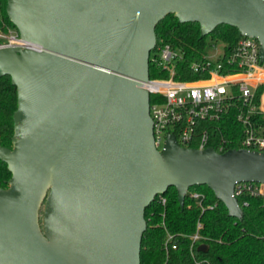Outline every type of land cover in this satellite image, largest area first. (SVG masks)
I'll return each instance as SVG.
<instances>
[{"label":"water","instance_id":"water-1","mask_svg":"<svg viewBox=\"0 0 264 264\" xmlns=\"http://www.w3.org/2000/svg\"><path fill=\"white\" fill-rule=\"evenodd\" d=\"M30 47L0 44V76L16 87L11 172L0 187V264H140L145 212L173 186L207 185L239 216L238 182L264 184V151L154 145L149 54L173 13L256 37L264 60V0H7ZM44 199L42 228L39 208ZM201 249L206 245L201 244Z\"/></svg>","mask_w":264,"mask_h":264},{"label":"trees","instance_id":"trees-1","mask_svg":"<svg viewBox=\"0 0 264 264\" xmlns=\"http://www.w3.org/2000/svg\"><path fill=\"white\" fill-rule=\"evenodd\" d=\"M7 0H0V32L12 31L18 35L16 25L7 13ZM157 44H169L183 52V59L175 65L176 77L194 79L199 77L189 71V63L207 54L208 40L218 43L228 54L241 37L238 29L229 24H219L207 35H201L198 22H179L173 13H167L156 25ZM184 71V72H182ZM183 73V74H182ZM150 77H167L166 70H157L149 65ZM264 90L256 89L255 102ZM155 95L149 96L152 104ZM17 107L16 87L9 75L0 76V145L11 148L13 136V114ZM237 108H231L218 120L201 121L198 134L207 131L208 146L222 151L240 148L243 126L236 118ZM258 125L264 126V115L253 117ZM196 147V143H190ZM11 172L0 160V187L6 188ZM190 191L202 193L199 200L185 196L180 206L173 186L164 193L165 203L154 200L145 212L146 229L141 241L140 264H264V194L251 195L243 192L237 196L241 207L239 216L229 215L224 204L205 184L194 185ZM200 225L197 227V225ZM199 238L194 241L195 233ZM170 236V237H169ZM201 244L205 249L199 248Z\"/></svg>","mask_w":264,"mask_h":264},{"label":"built area","instance_id":"built-area-1","mask_svg":"<svg viewBox=\"0 0 264 264\" xmlns=\"http://www.w3.org/2000/svg\"><path fill=\"white\" fill-rule=\"evenodd\" d=\"M3 46L38 49L16 34L10 35ZM182 59L183 52L166 43L157 44L149 54V65L168 72L167 77L149 76L142 83L149 91V96H157L149 105L155 147L161 151L170 133L174 134L181 146L192 147L190 143L195 142L194 148L210 147L207 131L197 132L199 122L218 120L229 109L237 108L236 118L243 126L240 148L264 151V126L258 125L253 118L258 114L264 115V90L255 102L256 89L264 85V60L260 59L258 39L241 35L228 54L221 47V51L213 55L205 54L193 59L189 63V71L199 76L194 79L176 77L175 65ZM223 148L221 142L216 151L222 152ZM243 192L263 195L264 184L236 183L234 196L237 198ZM185 196L197 200L203 197L202 193L189 189ZM154 200L165 203L163 193L157 194ZM197 238V232L191 236L193 241Z\"/></svg>","mask_w":264,"mask_h":264},{"label":"rangeland","instance_id":"rangeland-1","mask_svg":"<svg viewBox=\"0 0 264 264\" xmlns=\"http://www.w3.org/2000/svg\"><path fill=\"white\" fill-rule=\"evenodd\" d=\"M13 35L12 31H9L8 33L4 34L2 32H0V44L3 45L4 43L7 42V40L9 39V36ZM207 40H208V46H207V54L208 55H213L215 52H219L221 51V45L218 43H213L212 41L209 40V36H207ZM43 207H44V199L41 203V206L39 208V224L41 229L42 228V217H43Z\"/></svg>","mask_w":264,"mask_h":264}]
</instances>
